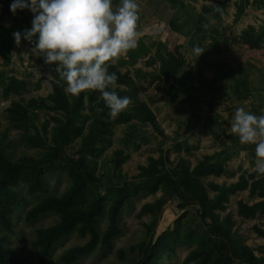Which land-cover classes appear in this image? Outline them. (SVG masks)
<instances>
[{
	"label": "trees",
	"instance_id": "1",
	"mask_svg": "<svg viewBox=\"0 0 264 264\" xmlns=\"http://www.w3.org/2000/svg\"><path fill=\"white\" fill-rule=\"evenodd\" d=\"M62 1L65 4L61 15L64 19L57 22L63 29L73 24L69 40L110 21L114 16L111 7L119 2L111 0L108 6L105 4L107 0H98L100 7L84 14L83 0ZM189 1L192 0H160L171 9L164 22L175 35L188 37L191 50L204 48V55L213 59L222 56L234 44L252 50L262 48L264 19L258 27L248 24L238 35H229L227 45L223 46L219 42L225 39L222 27L224 4H201L197 11ZM0 3L1 14L15 13L12 23L7 26L2 24L0 17L1 65L7 67L11 64L16 41H27L37 54V63L51 61L52 74L51 90L45 97L11 100L4 109L5 119L17 131V141L37 150V154L13 157L12 148L0 132V264H25L10 243V236L14 234L13 214L25 196L39 195L24 211V221L32 222L46 214L55 216L51 225L35 230L31 246L36 249L37 264H47L54 245L76 234L85 242L65 249L60 255L63 264H75L97 250L110 249L112 240L120 233L118 223L122 212L133 207V199L156 193H159L158 197L139 208V214L147 217L143 223L142 240L114 251L120 264H159L161 257L173 253L179 246L189 249L184 264H264V256L256 255L233 228L232 215L224 213L232 195L247 191L248 197L254 201L237 200V216L253 219L264 214V164L251 171H242L234 182L228 184L205 182L209 177L231 176L227 163L235 155L242 153L253 164L259 156L260 144L252 135L245 136L241 144L232 134L225 135L230 141L228 145L219 133L213 131L220 149L204 155L192 166L179 155L182 147L190 155L186 140L182 143L175 136L170 148L177 152V159H170L169 149L160 145L158 155L148 156L145 164L138 165V172L131 180L121 174L125 159L122 149L114 150L109 157L102 155L117 125L126 127L123 141L132 142L135 149L140 142L136 140L137 135L132 139V132L137 130L153 135L161 144L169 140L148 102L140 98V93L146 89L142 83L144 80H148V84L155 80L168 83L176 78L183 64L181 44H174L171 48L164 40L147 42L148 36L144 35L133 44L117 40L104 53H99L85 44L54 42L57 28L50 20L41 22L37 19L42 17L45 8L40 0H0ZM233 5L232 23L235 24L245 14L248 5L264 8V0H237ZM94 42L97 43L96 39ZM119 49L124 53L117 54ZM140 58H146V65L155 64L154 69L146 72L135 67ZM84 62L83 77L73 82L76 93L66 90L70 79L79 74ZM119 66L132 67L133 72L121 71ZM208 66L216 70L221 79L232 78L224 70L225 64L213 62ZM203 69L198 64L194 75L181 80V88L184 80L190 86L194 80L203 85ZM96 70L102 72L94 74L91 83L86 76ZM243 78L246 81L247 76ZM27 84L25 79L5 75L0 69V98L21 94L27 90ZM234 93L239 100H244L254 92L245 87L243 91L235 88ZM257 97L260 101L258 107L263 106L262 89H258ZM195 100L196 96L191 92L184 94L181 108L193 107ZM39 110L49 115L37 124ZM250 111L257 112L256 109ZM257 114L260 117L255 122L256 130L264 132V112ZM199 120L196 115L195 122ZM207 120L211 121L209 117ZM145 135L139 134L138 137L146 139ZM57 172L64 173L67 184L60 192L49 193L46 177ZM170 200L176 201L180 213L171 227L156 236L164 206ZM253 231L264 239V229L253 226Z\"/></svg>",
	"mask_w": 264,
	"mask_h": 264
},
{
	"label": "rangeland",
	"instance_id": "2",
	"mask_svg": "<svg viewBox=\"0 0 264 264\" xmlns=\"http://www.w3.org/2000/svg\"><path fill=\"white\" fill-rule=\"evenodd\" d=\"M40 1L45 8L42 10V17H36L38 21L50 20L54 24L57 28V34L54 39L56 43L67 41L70 45L85 44L92 49H96L99 53H104L112 42L119 40L124 44H130L133 43L132 39L144 35L148 36L147 42L164 40L171 48L174 44H181L180 56L183 64L176 78L170 80L168 83L155 80L151 84H148V80H144L142 83L146 89L140 93V98L148 102L159 126L163 129L164 134L169 140L166 144H161L160 140L154 138L153 135H148V133L145 135V132L140 133L137 130L132 132L134 133L132 139H135V135L138 137L139 134L145 135L146 139L140 136L136 137V140L140 143L139 147L135 149L132 142L125 143L123 141L126 127L124 125H117L113 128L110 144L105 146L102 152L104 157H109L114 150H123L125 159L121 164V174L126 179L131 180L134 177L138 172V165L145 164L148 156L156 157L158 155L157 149L160 145L164 149H169L168 154L170 159H177V152L170 148L172 145L171 140L175 136L178 137L177 141H181L182 143L186 140L190 151V155H187L182 147L179 155L185 157L189 161L190 166L194 165L204 155L212 154L220 149L221 145L218 140H215L213 131L219 133L228 145H230V141L225 135L232 134L236 137L239 144L243 143L245 136L252 135L253 140L260 144L258 148L259 156L251 164L248 157L243 156L242 153L235 155L227 163V171L231 176L209 177L205 182H225L228 184L234 182L242 171H251L255 167L264 164V132L257 131L255 125L256 120L260 117L257 112H264V104L258 107L260 101L257 97L258 89H262L264 93V43L262 48L258 50L234 44L228 47L222 56L211 59L209 56L204 55V48L201 51L191 50L188 37L177 36L169 30L167 24L164 22V18L171 9L166 3L160 2V0H118V4L111 7L114 11V16L110 21L102 22L97 29L87 31L81 36H72V40H69L68 36L73 33V24L71 23L63 29L57 22L58 19H64L61 16L63 9L52 4L53 1L61 2L62 4L64 2L62 0ZM235 1L237 0L189 1L197 11L201 4L209 6H217L218 3L224 4L222 27L225 29V39L219 42L223 46L227 45L229 35H238L248 24L258 27L264 19V8L248 5L245 9V14L237 23L233 24V13L235 11L233 3ZM105 4L109 6L111 0H107ZM82 6L84 14H88L91 10L99 8L100 3L98 0H83ZM1 7L0 3V9ZM132 13L135 14L136 19L133 23H127L125 18ZM14 15L15 13L13 12L8 15L0 13L2 24L5 26L11 24ZM95 39L97 43L94 42ZM123 53L122 49L117 51V54ZM145 61L146 58L138 59L135 67H140L146 72L152 71L155 64L146 65ZM213 62L225 64L224 70H227L232 78L226 81L221 79L217 75L216 70L208 66L209 63ZM198 64L204 67L202 75L205 85L199 84L194 80L193 86H190L185 80L187 77L195 74ZM84 68L85 62L79 74L70 79L69 84L65 87L66 90L71 89L76 93V90L73 88V82L75 80L80 81L85 73ZM0 69L5 71V75H12L18 79L23 78L28 83L27 90L21 94L9 96L5 99L0 98V132L4 135V139L8 141L10 149L12 148L11 153L13 157L21 154L36 155L37 150L26 147L17 141V131L11 128L5 119L4 109L9 105L11 100L45 97L50 92V81L52 80L51 61L37 63V54L33 48L27 45V41H16L15 48L12 51L11 64L3 67L0 61ZM119 69L121 71L128 69L131 73L133 72L132 67L119 66ZM101 72V70H96L88 74L86 79H89L93 83L92 76ZM244 75L247 76L246 81L243 78ZM183 79L185 80L181 88V80ZM194 87L199 88L196 90ZM217 87L219 89L214 91ZM245 87L253 90L254 93L247 99L239 100L234 90L235 88H239L243 91ZM190 92L196 96L194 105L193 107L182 109L181 98L184 94ZM250 109H256L257 112H252ZM48 115L44 111L39 110L37 124L47 119ZM196 115L200 117L199 122H195ZM208 117L211 121L207 120ZM204 121L205 123L203 124ZM51 124L50 122L49 125ZM74 146L76 147V145ZM46 182L49 193H58L66 186L67 179L64 173L57 172L47 175ZM38 196V194L25 196L24 202L20 207L15 209L13 214L14 234L10 236V243L16 247L17 254L21 256L25 264H37L36 249L31 246L36 228L49 226L55 220V216L51 214L40 216L32 222L23 220L24 211ZM158 196L159 193H156L152 196L133 199V207L125 209L120 216L118 223L120 233L112 240L111 248L108 250H97L93 255L83 258L75 264H120L121 262L116 258L114 251L117 248H127L129 245L142 240L144 235L143 223L147 221V217L139 214V208L143 203L152 201ZM239 199L248 203L254 201V199L248 197L247 191L237 192L230 197L224 213L232 215L235 221L233 228L242 238L243 242L252 248L256 255L264 256V239L257 236L253 231V226H259L264 229V214L253 219L239 218L236 214V202ZM179 213L176 201H168L164 206V211L156 227V236L167 227H171ZM103 226V221H101L100 227L102 228ZM84 242L85 239L76 234H71L61 239L54 245L47 264H63L60 261L61 253L73 245H81ZM188 250L184 246L176 247L173 253L161 257L159 264H184L183 259Z\"/></svg>",
	"mask_w": 264,
	"mask_h": 264
},
{
	"label": "built area",
	"instance_id": "3",
	"mask_svg": "<svg viewBox=\"0 0 264 264\" xmlns=\"http://www.w3.org/2000/svg\"><path fill=\"white\" fill-rule=\"evenodd\" d=\"M58 7L61 8V9H63V11L65 9L64 3L62 4L61 2L58 3ZM135 19H136L135 14L132 13L128 17L125 18V21L127 23H133Z\"/></svg>",
	"mask_w": 264,
	"mask_h": 264
},
{
	"label": "water",
	"instance_id": "4",
	"mask_svg": "<svg viewBox=\"0 0 264 264\" xmlns=\"http://www.w3.org/2000/svg\"><path fill=\"white\" fill-rule=\"evenodd\" d=\"M52 4H53L54 6H58V2L53 1ZM64 6H65V4H64Z\"/></svg>",
	"mask_w": 264,
	"mask_h": 264
},
{
	"label": "crops",
	"instance_id": "5",
	"mask_svg": "<svg viewBox=\"0 0 264 264\" xmlns=\"http://www.w3.org/2000/svg\"><path fill=\"white\" fill-rule=\"evenodd\" d=\"M97 29V28H96ZM95 30V29H94ZM99 39V38H98ZM137 39V38H136ZM136 39H132L133 40V43H134V41L136 40ZM133 43H130V44H133Z\"/></svg>",
	"mask_w": 264,
	"mask_h": 264
}]
</instances>
